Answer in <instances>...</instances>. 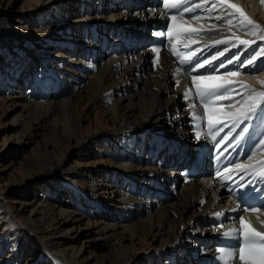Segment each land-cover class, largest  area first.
I'll list each match as a JSON object with an SVG mask.
<instances>
[{
	"label": "bare ground",
	"instance_id": "1",
	"mask_svg": "<svg viewBox=\"0 0 264 264\" xmlns=\"http://www.w3.org/2000/svg\"><path fill=\"white\" fill-rule=\"evenodd\" d=\"M213 2L184 13L205 30L182 36L200 43L180 50L199 48L200 61L228 51L190 72L168 38L153 35L177 11L162 0H0V264H224L216 249L238 245L223 233L240 227V215L264 231V180L216 175L248 162L250 153L238 161L246 143L217 144L206 121L197 140L192 113L204 108L183 96L192 75L237 70L235 57L264 44L238 30L237 17L229 31L227 13L207 10ZM232 2L264 26L261 0ZM233 34L256 44H211ZM257 77L264 55L236 79L261 89ZM237 204L261 213L232 212Z\"/></svg>",
	"mask_w": 264,
	"mask_h": 264
},
{
	"label": "snow or ice",
	"instance_id": "2",
	"mask_svg": "<svg viewBox=\"0 0 264 264\" xmlns=\"http://www.w3.org/2000/svg\"><path fill=\"white\" fill-rule=\"evenodd\" d=\"M189 2L190 0H162V5L165 9L170 12L172 10L177 11L175 14L169 16L170 23L166 26L167 30L157 31L153 35L157 37L166 36L170 42L172 54L177 57L179 63L191 65L190 72H196L198 69H207L212 66L219 57L224 56V52L228 51V49L225 48L224 51L219 52L217 55H213L209 59L202 61L197 59V55L201 51L199 48L195 51L187 52L180 50L181 46L183 48H190L191 45L200 43L197 40H182V36L187 33H198L205 30L203 25L193 27L191 23L182 17L184 13H192L197 8L203 7L204 4L208 3V0H201L200 4H193L192 7L186 6ZM261 3L264 4V0H261ZM207 10H219L222 13H227L229 18L225 20V23L229 26V31H231L233 26H236L233 24V17H237L239 27L247 29L250 35L260 41H264V26L253 20L242 6L233 3L232 0H214L211 8ZM193 19L199 21L202 17L194 15ZM216 19L224 20L225 17L221 15L217 16ZM215 29L216 25H212L208 30ZM234 41L236 43H233ZM229 43H232L233 47H238L239 45L251 46L256 44V40L243 39L233 34L231 37L211 41L213 46L227 45ZM152 51L156 53L155 63L159 64L161 49L153 47ZM262 55H264V47L256 51L247 60L242 61L239 56L235 57V61L238 64L237 70H228L220 73L218 68L212 67L211 71L206 75L191 76L192 86L185 89L183 96L186 100L192 99L193 96L199 97L204 108L202 116L196 115L195 112L192 113V116L197 121V131L195 133L197 140L202 136V131L200 130L202 127L201 121H206L207 135L211 136V139L217 144H223L225 141L231 139L234 141L236 147H239L248 137L250 127L255 126L252 124L254 120H260L264 123V77H257L258 83L262 86L261 89H257L243 80L236 79L241 76L244 68H254L256 61ZM233 62V59L227 61L228 64H232ZM225 67L224 63H220L219 68ZM177 71L179 72L180 70L178 69ZM176 83L179 85V80ZM223 101L230 103H221ZM188 107L195 108V104L189 103ZM241 125L244 126L241 127ZM225 128H228L229 131L217 141V136ZM237 129L240 130L237 132ZM232 146V144L228 145V147ZM253 147L254 150L247 156L248 162L233 164L231 167H226L223 173L217 172L216 175L223 180H227L230 176L226 174L236 172L237 174L244 173L245 175H252L258 180H264V158L255 159L257 151L264 150V138L260 139ZM225 151H227V148ZM240 178L241 180L244 179L243 176ZM252 182L249 181L248 183L252 184ZM239 186L241 188L247 187L245 184H240ZM201 203H204V201H201ZM231 211L261 213V208H242L240 204H237ZM215 215L221 216L223 213H215ZM238 219L239 228H232L223 233L226 237H237L238 245L236 247L217 248L216 251L220 254L219 259L223 260L224 264H229V261L237 259L242 264H264V231H258L253 227L244 215H240ZM261 223H264V220Z\"/></svg>",
	"mask_w": 264,
	"mask_h": 264
},
{
	"label": "rangeland",
	"instance_id": "3",
	"mask_svg": "<svg viewBox=\"0 0 264 264\" xmlns=\"http://www.w3.org/2000/svg\"><path fill=\"white\" fill-rule=\"evenodd\" d=\"M21 1L20 2H18L17 3V5H16V8H21ZM18 14H13L12 16H11V18H10V21L12 22V23H14V20H16L17 18H18ZM11 23V24H12ZM237 27H238V30H240L241 32H243V33H249V31L247 30V29H243V28H241V27H239L238 25H237ZM258 47V46H257ZM262 47H264V44H261L258 48H256L257 50H254L253 51V54L256 52V51H259V49L260 48H262ZM88 58H92V56H90V54L88 55ZM21 79V75L20 76H17L16 78H15V80L11 83V88H15L16 86H18L19 85V80ZM258 123H261V122H258ZM5 135H4V132H2L1 130H0V143H1V145H4L3 144V137H4ZM87 146V145H86ZM96 183H98V180L96 181Z\"/></svg>",
	"mask_w": 264,
	"mask_h": 264
}]
</instances>
